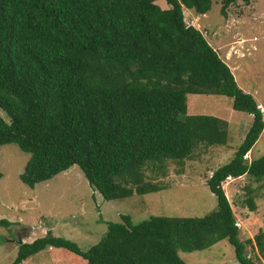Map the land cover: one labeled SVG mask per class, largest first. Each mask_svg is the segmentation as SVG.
<instances>
[{
    "label": "trees",
    "instance_id": "1",
    "mask_svg": "<svg viewBox=\"0 0 264 264\" xmlns=\"http://www.w3.org/2000/svg\"><path fill=\"white\" fill-rule=\"evenodd\" d=\"M237 0H221V13ZM249 3L251 0H244ZM0 0V147L16 143L31 157L21 180L34 188L78 165L104 199L158 192L149 167L184 163L200 145H226L228 121L188 114V95H224L253 115L233 158L207 180L217 207L201 217L153 215L135 222L123 214L84 250L50 229L18 243L12 264L50 248L67 249L87 264H189L180 255L227 239L241 264L264 260V230L242 240L223 187L228 178L264 181V154L245 156L264 130V113L240 87L230 65L204 34L186 22L213 0ZM153 165V166H152ZM2 173H0V178ZM252 211L256 201H245ZM3 227L15 223L0 219ZM6 237L0 234V245ZM254 247L246 253L247 244ZM215 264V263H201Z\"/></svg>",
    "mask_w": 264,
    "mask_h": 264
},
{
    "label": "rangeland",
    "instance_id": "2",
    "mask_svg": "<svg viewBox=\"0 0 264 264\" xmlns=\"http://www.w3.org/2000/svg\"><path fill=\"white\" fill-rule=\"evenodd\" d=\"M169 8L167 0H158ZM221 0H213L210 11L199 14L185 8L186 22L197 27L220 56L231 65L241 88L252 93L264 113V0H237L221 13ZM226 61V62H227ZM232 61L234 63H232ZM188 114H208L228 121L229 142L226 145L195 149L194 156L184 163L169 161L161 168L149 167L148 179L165 187L158 192L106 200L90 185L78 165L38 183L34 188L21 180V174L31 157L16 143L0 147V219L15 223L8 228L0 225L6 241L0 245V264H12L18 255V238L32 242L52 230L56 236L70 238L87 250L98 243L108 230L109 222L122 221L123 214L135 222L153 215L171 217H201L217 207V197L207 180L221 165L233 158L251 126L253 115L233 108V99L224 95L189 94ZM0 115L9 120L0 107ZM264 154V130L253 149L245 156L249 161ZM153 166V165H152ZM223 187L232 203L240 238L244 241L264 230V181L250 175L230 177ZM253 194L256 210L245 202ZM254 247L247 244L246 253ZM189 264H241L234 246L224 239L212 248L180 251ZM264 264V260H258ZM22 264H87L81 256L64 248L50 247L29 257Z\"/></svg>",
    "mask_w": 264,
    "mask_h": 264
},
{
    "label": "water",
    "instance_id": "3",
    "mask_svg": "<svg viewBox=\"0 0 264 264\" xmlns=\"http://www.w3.org/2000/svg\"><path fill=\"white\" fill-rule=\"evenodd\" d=\"M18 241L20 244H22L24 242L22 238H18Z\"/></svg>",
    "mask_w": 264,
    "mask_h": 264
},
{
    "label": "crops",
    "instance_id": "4",
    "mask_svg": "<svg viewBox=\"0 0 264 264\" xmlns=\"http://www.w3.org/2000/svg\"><path fill=\"white\" fill-rule=\"evenodd\" d=\"M226 58H227L226 61L229 60V57H226ZM227 63H228V61H227ZM232 63H234V62L232 61ZM230 66H231V65H230ZM231 68H232V67H231Z\"/></svg>",
    "mask_w": 264,
    "mask_h": 264
},
{
    "label": "clouds",
    "instance_id": "5",
    "mask_svg": "<svg viewBox=\"0 0 264 264\" xmlns=\"http://www.w3.org/2000/svg\"><path fill=\"white\" fill-rule=\"evenodd\" d=\"M238 225V224H237ZM239 226V225H238ZM19 238H21V237H19ZM24 243V242H23ZM20 244V243H19Z\"/></svg>",
    "mask_w": 264,
    "mask_h": 264
}]
</instances>
